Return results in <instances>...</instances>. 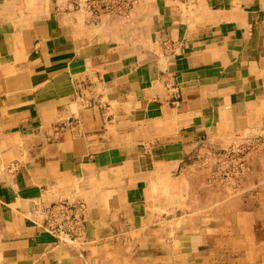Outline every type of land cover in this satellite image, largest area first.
Listing matches in <instances>:
<instances>
[{"label":"crops","instance_id":"0c3cea01","mask_svg":"<svg viewBox=\"0 0 264 264\" xmlns=\"http://www.w3.org/2000/svg\"><path fill=\"white\" fill-rule=\"evenodd\" d=\"M75 1L0 0V264H94L117 220L128 229L161 209L147 199L166 182L180 192L199 150L264 131V0H236L237 10L204 0L221 18L193 29L192 17L157 1L141 22L146 49L133 45L130 17L87 23ZM263 144L246 154L253 169L238 193H264ZM87 177L109 184L72 191L84 207L73 248L35 211Z\"/></svg>","mask_w":264,"mask_h":264},{"label":"rangeland","instance_id":"374dc122","mask_svg":"<svg viewBox=\"0 0 264 264\" xmlns=\"http://www.w3.org/2000/svg\"><path fill=\"white\" fill-rule=\"evenodd\" d=\"M135 2L130 8L131 23L126 25L131 26L133 45L145 49L147 37L144 34L148 33V28L146 22H141L155 13L157 3H165V11L176 7L181 9L182 15L192 17L191 21H188L189 29L204 23L214 25L221 18L217 12H209L205 8L204 0H135ZM236 3V0L232 2L234 10L238 9ZM146 44L151 46L147 39ZM157 49L155 51L160 54ZM125 129L122 127L117 131L116 142L124 143L121 136ZM241 141L242 157L247 162L249 172L252 166L249 165V156L246 154L252 150H259L255 147L264 142V131H244ZM236 146L239 144L230 147ZM251 146L254 149H251ZM230 147L221 150H199L197 157L194 158L196 163L189 167L186 175H183L185 182L179 184L180 192L168 193L170 184L166 182L165 193H152V197L147 199L159 205L156 207L161 209L146 212L147 214L134 227L125 228L113 216L116 224L111 228L110 236L106 240L109 245L104 244L98 256H93L94 259L99 257L94 264L101 263L100 259L104 260V264H172L177 259L192 256L207 257L208 260L204 264H264V193H238L241 189H239L241 180L248 172L242 176L236 174L234 177H227L223 170H230V165L225 168L219 163L213 164L208 154L213 151L220 155L224 153L221 151H227ZM261 152L263 153L261 167L264 170V151ZM78 183H84L85 188L78 186ZM94 184L98 187L109 183L97 185L95 177L93 180L89 177L74 179V188L63 196L65 198L60 197L57 201L77 202L79 200L72 198V191L76 193L74 197L87 196L88 192L84 191ZM258 184L255 182V186ZM251 207L256 209L254 216L250 213H241L248 208L251 210ZM236 209H240L241 212L237 213ZM37 215L42 218L40 213L35 214ZM207 222L208 226L205 227ZM179 241L181 244L190 242L194 246L189 248L190 252H186L184 248L189 246H180ZM70 246L75 248L73 245Z\"/></svg>","mask_w":264,"mask_h":264},{"label":"built area","instance_id":"2783aa9c","mask_svg":"<svg viewBox=\"0 0 264 264\" xmlns=\"http://www.w3.org/2000/svg\"><path fill=\"white\" fill-rule=\"evenodd\" d=\"M135 0H76L74 10L82 12L88 22H96L102 17L128 19ZM165 44V43H164ZM227 108V107H226ZM220 155L217 152L208 153L212 163H219L230 170L224 169L227 177L242 176L248 172L246 160L242 157L241 146L230 147ZM82 202L56 201L42 209H37L35 214H41L42 229L45 233L55 238L62 244L74 245L84 235V218Z\"/></svg>","mask_w":264,"mask_h":264},{"label":"bare ground","instance_id":"6f19581e","mask_svg":"<svg viewBox=\"0 0 264 264\" xmlns=\"http://www.w3.org/2000/svg\"><path fill=\"white\" fill-rule=\"evenodd\" d=\"M80 238H81V237H80ZM80 238H79V239H80ZM79 239H78V240H79Z\"/></svg>","mask_w":264,"mask_h":264}]
</instances>
